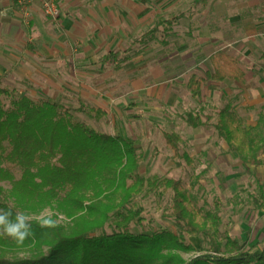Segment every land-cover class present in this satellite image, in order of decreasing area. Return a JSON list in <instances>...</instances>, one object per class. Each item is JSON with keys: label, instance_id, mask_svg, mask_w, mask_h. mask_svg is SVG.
<instances>
[{"label": "rangeland", "instance_id": "374dc122", "mask_svg": "<svg viewBox=\"0 0 264 264\" xmlns=\"http://www.w3.org/2000/svg\"><path fill=\"white\" fill-rule=\"evenodd\" d=\"M60 9L57 22L49 19L48 51H28V35L18 44L21 51L9 54L14 60L3 59L0 51V90L11 92L0 93V107L10 109L12 101L24 96L38 104L51 100L69 109L74 121L133 141L141 148L147 178L182 180L199 206L215 208L220 201L222 230L246 250L261 253L264 211L253 199L260 196L258 182L264 188V166L241 161L214 126L226 106L248 128L264 118V0H211L206 5L199 0H62ZM126 50L130 61L123 68H103L104 55ZM218 50L239 61L244 81L219 83L208 77L210 57ZM193 75L206 80L196 94L189 88ZM82 106L99 108L107 116L98 120L82 112ZM190 112L200 115L201 127L193 129L180 117ZM173 132L183 138L182 151L194 158L192 166L173 159L163 136ZM9 172L12 179L0 174V199L6 198L17 212L35 216L44 211L58 224L68 222L49 207L26 206L14 191L23 172ZM170 198L169 193L135 199L145 213L142 227L133 232L171 231L182 237L197 250L182 254L188 264L206 254L207 242L188 236L168 218Z\"/></svg>", "mask_w": 264, "mask_h": 264}, {"label": "trees", "instance_id": "16d2710c", "mask_svg": "<svg viewBox=\"0 0 264 264\" xmlns=\"http://www.w3.org/2000/svg\"><path fill=\"white\" fill-rule=\"evenodd\" d=\"M199 1L206 5L211 0ZM127 62L128 56L115 52L101 61L115 69ZM210 64L208 77L215 82H242L246 78L239 61L224 50L212 54ZM205 83L204 78L193 75L189 88L196 94ZM0 93L11 94L7 89ZM80 110L98 120L107 116L99 108L82 106ZM180 117L193 129L203 125L200 115L190 112ZM214 128L241 161L264 166V118L248 128L226 106L219 111ZM163 136L178 165L194 164V158L182 151L179 134ZM142 159L139 145L74 121L71 111L58 102L38 104L24 96L12 101L10 109L0 107V174H9L12 179L9 171L20 168L23 175L14 191L27 201L26 206L49 207L68 220L55 229H41L33 221L35 235L23 246L0 237V264H186L182 254L197 250L182 237L171 231L133 232V227H142L145 213L134 200L169 193L168 218L188 236L207 242L206 254L188 264H264V248L261 253H253L233 240L228 230H222L220 201L215 202V208L199 206L182 180L147 178L142 172ZM258 183L260 196L253 199V204L264 211V188ZM0 209L11 210L13 218L17 213L6 198L0 199ZM223 239L227 240L225 244ZM228 251L231 255L226 256Z\"/></svg>", "mask_w": 264, "mask_h": 264}, {"label": "crops", "instance_id": "0c3cea01", "mask_svg": "<svg viewBox=\"0 0 264 264\" xmlns=\"http://www.w3.org/2000/svg\"><path fill=\"white\" fill-rule=\"evenodd\" d=\"M63 21H61V24ZM50 22L41 5L38 3L30 6L28 12H23L19 5V0H0V51L5 53L3 59H6L5 57L8 56L9 60H14L11 59L12 57H10L9 54L21 51L18 44L22 42L25 35H28V42L26 45L28 51L31 49L35 51L34 47L39 49L40 53H44V50L48 51V46L50 44L48 43L49 41L46 42L45 39H48L47 31L49 30ZM65 24L67 28L68 24H70V20H66ZM164 25L166 26V22H164ZM33 36L34 38H32ZM126 51L123 52V54L129 58L130 50ZM128 63L129 62L126 64ZM126 64H124L122 68ZM102 66L104 69H107L103 64ZM108 68L115 69V66Z\"/></svg>", "mask_w": 264, "mask_h": 264}, {"label": "clouds", "instance_id": "9594fccd", "mask_svg": "<svg viewBox=\"0 0 264 264\" xmlns=\"http://www.w3.org/2000/svg\"><path fill=\"white\" fill-rule=\"evenodd\" d=\"M41 229H55L58 220L53 214L42 211L38 215L17 212L13 218L11 210L0 209V237L11 238L18 246H23L25 241L35 235L32 222Z\"/></svg>", "mask_w": 264, "mask_h": 264}, {"label": "built area", "instance_id": "2783aa9c", "mask_svg": "<svg viewBox=\"0 0 264 264\" xmlns=\"http://www.w3.org/2000/svg\"><path fill=\"white\" fill-rule=\"evenodd\" d=\"M62 0H19V5L23 12H28L29 7L40 4L45 15L52 21L57 22L60 18V5Z\"/></svg>", "mask_w": 264, "mask_h": 264}]
</instances>
